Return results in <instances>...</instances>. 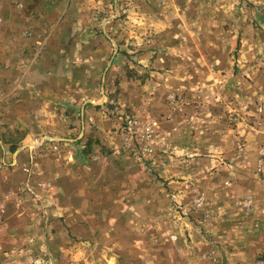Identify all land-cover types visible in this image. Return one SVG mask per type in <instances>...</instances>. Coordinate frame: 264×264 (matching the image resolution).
<instances>
[{
  "label": "rangeland",
  "instance_id": "1",
  "mask_svg": "<svg viewBox=\"0 0 264 264\" xmlns=\"http://www.w3.org/2000/svg\"><path fill=\"white\" fill-rule=\"evenodd\" d=\"M51 4L34 95L0 42V264H264V0Z\"/></svg>",
  "mask_w": 264,
  "mask_h": 264
},
{
  "label": "crops",
  "instance_id": "2",
  "mask_svg": "<svg viewBox=\"0 0 264 264\" xmlns=\"http://www.w3.org/2000/svg\"><path fill=\"white\" fill-rule=\"evenodd\" d=\"M10 1L12 0H0V42L5 40L16 47V75H28V89L34 95L41 88L36 83L39 80L36 75H39V77L50 75L47 64L48 61H51V48L58 47L59 51L61 49L62 44L59 45L57 41H53L54 38L51 36L54 29L60 30L61 28L48 22V16L52 8L51 0H25L27 6L25 11L17 9L15 11L14 6L9 5ZM25 30H30L33 37L25 36ZM56 56V63L61 62L62 55ZM18 78V81H21L22 77ZM37 87L39 89H36ZM44 92L46 95L52 94L47 89ZM84 109L83 106L82 115ZM82 126L84 128V124ZM70 127V130H68L71 132L74 128L77 129L78 126L71 125ZM26 142L29 141L26 140ZM65 189L69 191L66 187ZM63 191L65 192L64 189ZM79 191H81V188H79ZM80 203L73 205V208L77 211L81 210ZM82 220L83 216L77 215L70 216L66 221L69 224H74L75 222L80 223Z\"/></svg>",
  "mask_w": 264,
  "mask_h": 264
}]
</instances>
